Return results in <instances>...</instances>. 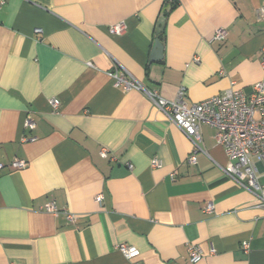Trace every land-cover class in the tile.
<instances>
[{
	"label": "crops",
	"instance_id": "0c3cea01",
	"mask_svg": "<svg viewBox=\"0 0 264 264\" xmlns=\"http://www.w3.org/2000/svg\"><path fill=\"white\" fill-rule=\"evenodd\" d=\"M173 1L0 0V162H28L0 169V264H264V209L225 172L216 130L201 126L204 152L189 164L192 141L112 76L125 68L169 99L183 86L188 105L232 82L250 92L264 76V0ZM121 243L141 255L126 258Z\"/></svg>",
	"mask_w": 264,
	"mask_h": 264
},
{
	"label": "built area",
	"instance_id": "2783aa9c",
	"mask_svg": "<svg viewBox=\"0 0 264 264\" xmlns=\"http://www.w3.org/2000/svg\"><path fill=\"white\" fill-rule=\"evenodd\" d=\"M173 1V0H171ZM257 17L264 20V6L257 9ZM125 28L124 22H118L109 27L112 34H120ZM40 32V28L35 29ZM227 36L225 28L216 30L214 38L224 40ZM198 59V58H197ZM112 76L115 85L125 91L132 89L141 90L147 94L150 100L166 115L168 120L180 128L181 131L192 141L194 151L188 158L189 164H197L198 152H204L200 145L201 126L209 125L216 130V141L224 147L229 159L225 172L243 188L254 194L257 205L264 209V184L259 181V164L264 166V76L256 82L250 92L243 88H235V82L224 90V92L206 98L198 103L188 105L184 99L186 88L181 86L175 98L163 97L158 90H149L137 80L127 69L117 68ZM54 109L59 107V100L51 99ZM36 123L31 117L25 120V128L33 129ZM107 155V150L101 152ZM24 159H15L8 164L0 162V169L8 166L11 169H21L27 166ZM152 167H160L159 158L152 160ZM131 166V165H130ZM98 202L103 201V195L96 196ZM215 206L208 202L204 208L205 212H212ZM47 212L57 214L59 209L54 201L45 205ZM69 221L74 222L77 214L64 210ZM245 252L249 251V242L241 244ZM120 252L128 259H137L141 252L126 243L118 246ZM190 260L198 262L203 257V252L198 246H191ZM138 264V263H137Z\"/></svg>",
	"mask_w": 264,
	"mask_h": 264
},
{
	"label": "water",
	"instance_id": "95a60500",
	"mask_svg": "<svg viewBox=\"0 0 264 264\" xmlns=\"http://www.w3.org/2000/svg\"><path fill=\"white\" fill-rule=\"evenodd\" d=\"M170 8V7H169ZM169 8H167L166 10H168ZM165 24V17L162 16L161 19L158 22V32H161L163 30ZM162 49H163V44L162 42L157 38L155 40V44H154V50H153V56L154 58L156 57H161L162 56Z\"/></svg>",
	"mask_w": 264,
	"mask_h": 264
},
{
	"label": "trees",
	"instance_id": "16d2710c",
	"mask_svg": "<svg viewBox=\"0 0 264 264\" xmlns=\"http://www.w3.org/2000/svg\"><path fill=\"white\" fill-rule=\"evenodd\" d=\"M172 5H174V4H176V2L175 1H172V3H171ZM164 14H166V13H164Z\"/></svg>",
	"mask_w": 264,
	"mask_h": 264
}]
</instances>
